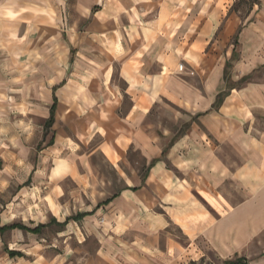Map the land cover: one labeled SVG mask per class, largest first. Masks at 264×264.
<instances>
[{"label": "rangeland", "instance_id": "1", "mask_svg": "<svg viewBox=\"0 0 264 264\" xmlns=\"http://www.w3.org/2000/svg\"><path fill=\"white\" fill-rule=\"evenodd\" d=\"M158 1L167 6L194 7L189 15H195L198 6L208 4L225 10L213 38L201 52L213 53L215 63L224 64L228 79L240 70L236 66L243 59L258 55L253 72L231 85L240 89L254 80L264 86V14L259 17L262 21L254 22L255 30L262 36L259 47L250 52L251 46L245 44L243 37L244 23L254 20L257 6L264 9V0ZM78 2L57 0L56 26L50 30L48 40L40 38L41 44L34 48L25 45L17 61L1 62L0 226L47 225L38 233L14 229L0 234V264H222L203 233L217 219L218 212L224 211L209 194L212 188L194 187L191 167H176L166 153L162 159L167 162L169 174L187 177L192 185L191 201L173 205L180 212L177 223L165 216L160 203L145 202L150 197L146 189L133 192L129 201L115 198L96 208L125 186L139 184L149 158L129 141L133 129L125 114L132 101L119 73L116 41L120 29L104 13L90 27L93 13L104 9L110 13L116 7L129 10L132 0H98L99 5L89 4L91 12L87 11L86 17ZM227 15L237 16L242 24L225 37ZM122 42L126 44L123 37ZM186 47L196 51L200 48ZM179 64L183 65L179 72H188V66L182 61ZM58 85L54 123L47 129L52 87ZM224 94L225 90L218 101ZM115 95L121 105L115 111L119 118L113 120L106 117L111 114L106 106L113 104ZM261 108L253 112L245 132L264 142V105ZM189 124V113L159 96L152 100L141 128L165 146L169 136L190 135ZM233 149L224 146L220 151V159L232 169L240 164ZM249 180L261 185L264 192V166L253 176L249 171ZM216 190L234 204L252 188L246 190L227 181ZM92 210L80 221L49 224L53 218L63 222L78 212ZM247 210L252 216L263 213L264 199ZM248 223L256 224L251 220ZM199 229L203 231L200 235ZM259 231L242 246L241 255L251 264L264 251V226ZM169 242L178 245L180 254H172L171 260L165 262L162 257ZM8 250L18 251L21 256L11 257Z\"/></svg>", "mask_w": 264, "mask_h": 264}, {"label": "crops", "instance_id": "2", "mask_svg": "<svg viewBox=\"0 0 264 264\" xmlns=\"http://www.w3.org/2000/svg\"><path fill=\"white\" fill-rule=\"evenodd\" d=\"M78 3L84 17L91 12L89 4L99 5L98 0H79ZM261 5L264 7V3ZM115 9L110 13L105 9L93 13L90 27L104 13L120 29L116 55L119 73L132 101L125 114L127 124L133 129L129 141L137 144L143 155L149 158V164L155 161L148 171L146 169L143 183L141 177L139 184L125 186L113 199L129 201V195L133 192L146 189L150 197L145 202L148 205L160 203L165 216L177 223L180 212L174 210L173 205L182 206L191 201L189 189L192 185L197 189L212 188L209 194L224 212H218L217 219L210 223L206 232H199V229L197 233L205 235L213 254L221 257L222 264L238 257L251 264L246 256L241 255L242 246L250 235L260 232L264 226V212L252 216L247 209L260 204L264 192L261 185L249 180V171L253 176L264 166V142L246 134L245 128L253 118V112L263 109L264 86L254 80L240 89L231 84L247 78L253 72L259 62L258 55L250 57V60L243 59L236 66L240 70L228 79L224 64H216L215 55L210 51L201 52L213 38L225 13L217 4L198 6L195 15H189L194 7L167 6L158 0H132L129 10ZM56 12L57 0H0V67L3 61H17L25 45L34 48L41 44L40 38L48 40L50 30L53 31L56 26ZM253 13L254 20H247L243 27V37L245 44L251 46L250 52L262 42V36L255 30L257 23L254 22L262 21L259 17L264 14V9L257 6ZM121 18L124 19L122 23L119 22ZM240 24L237 16L227 15L225 37ZM185 45L200 48L199 51L189 50ZM180 61L188 66V72H179ZM58 87H52V96ZM224 90L223 99L218 101ZM159 96L166 97L190 114L191 137L188 134L176 138L169 136L167 144L163 146L150 132L142 130L141 125L152 100ZM112 102L106 106L111 111L106 117L114 120L118 116L115 111L121 105L119 96L115 95ZM224 146H233L235 155L240 157V164L234 169L220 159ZM164 154L174 161L176 167H191L192 185L187 177L177 178L169 174L167 162L162 159ZM227 181H233L235 186L246 190L250 186L252 190L249 194L246 191L243 200L229 204L228 198L216 190ZM130 187L139 188L133 191L128 189ZM249 220L256 224L249 226ZM172 254H180V250L177 244L169 242L165 255L159 257L167 262ZM253 264H264V251L259 253Z\"/></svg>", "mask_w": 264, "mask_h": 264}, {"label": "trees", "instance_id": "3", "mask_svg": "<svg viewBox=\"0 0 264 264\" xmlns=\"http://www.w3.org/2000/svg\"><path fill=\"white\" fill-rule=\"evenodd\" d=\"M56 105H57V98L56 96L54 95L53 93V96H52V104L50 105L49 107V116L45 122V126L47 129H49L53 122H54V117H55V110H56ZM52 140H50L49 144H52ZM155 160H153L148 168H147V171L148 169L151 167V165L154 163ZM147 171L143 174L142 176V183L144 182L145 180V177H146V174H147ZM139 187H130L128 189L130 190H136L138 189ZM118 194H115L113 195L112 197L106 199L105 201L99 203L96 208H98L100 205H105V204H108L114 197H116ZM93 213V210L90 211V212H78L77 214L73 215V216H69L67 217L63 222H58L57 220H55L54 218L49 222L50 223H55V224H58V225H66L70 220H73V221H80L81 219H83L85 216L87 215H90ZM47 224H37L35 227L31 228V227H28L22 223H11V224H7V225H2L0 226V234L6 232V231H10V230H14V229H18V230H23V231H28V232H32V233H38L41 231V229L43 227H45ZM8 253H9V256L11 257H15V256H21V253L18 252V251H14V250H8ZM226 264H246L245 262V259L242 258V257H238V258H235L233 260H228L225 262Z\"/></svg>", "mask_w": 264, "mask_h": 264}, {"label": "built area", "instance_id": "4", "mask_svg": "<svg viewBox=\"0 0 264 264\" xmlns=\"http://www.w3.org/2000/svg\"><path fill=\"white\" fill-rule=\"evenodd\" d=\"M178 70H179V71H182V70H183V65H182V64H179V66H178Z\"/></svg>", "mask_w": 264, "mask_h": 264}]
</instances>
